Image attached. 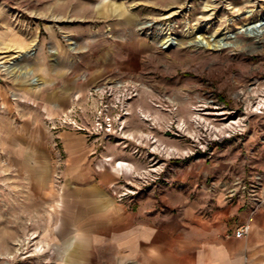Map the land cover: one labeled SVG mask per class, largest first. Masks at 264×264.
<instances>
[{"label":"rangeland","instance_id":"rangeland-1","mask_svg":"<svg viewBox=\"0 0 264 264\" xmlns=\"http://www.w3.org/2000/svg\"><path fill=\"white\" fill-rule=\"evenodd\" d=\"M260 17L264 0H0V62L20 58L10 63L15 74L0 70V82L23 87L27 59L22 54L42 48L44 59L71 60L83 80L93 79L88 89L107 83L112 97L124 93L127 137L108 144L140 155L147 142L156 155L145 158L143 169L127 162L118 183L125 195L118 200L162 181L170 163L199 157L210 162L229 153L239 157L234 173H243L236 174L230 196H236L237 185L244 199L264 206V26L258 38L245 29ZM165 35L176 38L171 47L164 48ZM228 35L233 37L221 48L201 41ZM117 81L123 90L116 89ZM7 97L14 104L25 102L17 93L5 95L0 126L22 125L23 117L6 109ZM13 135L22 133L0 132V205L22 204L25 189L32 234L49 233L59 165L38 172L50 178L45 196L43 182L24 180L23 166L6 153L7 137ZM162 140L172 141L180 153L157 150ZM26 246L37 254L53 250L47 239Z\"/></svg>","mask_w":264,"mask_h":264},{"label":"crops","instance_id":"crops-1","mask_svg":"<svg viewBox=\"0 0 264 264\" xmlns=\"http://www.w3.org/2000/svg\"><path fill=\"white\" fill-rule=\"evenodd\" d=\"M44 53L40 48L37 54H22L27 59L23 87L0 82V110L12 92L25 101L14 104L7 97L6 109L24 121L0 126V132L22 133L8 136L4 149L12 162L23 166L24 180L43 182L45 196L50 178L38 172L59 165L56 216L49 233L34 235L25 189L22 204L0 205V264H264V206L244 199L237 185L236 196L229 194L236 174L243 175L232 166L239 157L223 153L210 162L199 157L170 163L162 181L118 200L112 186L121 180V168L114 164L129 162L143 169L154 152L148 151L147 142L138 155L116 144L98 151L83 134L70 130L52 135L42 111L55 115L66 109L93 79L83 80L71 60L52 62ZM160 146L165 153H180L172 141L157 142L156 149ZM246 223L248 235L234 236ZM45 239L53 246L49 255L26 246Z\"/></svg>","mask_w":264,"mask_h":264},{"label":"built area","instance_id":"built-area-1","mask_svg":"<svg viewBox=\"0 0 264 264\" xmlns=\"http://www.w3.org/2000/svg\"><path fill=\"white\" fill-rule=\"evenodd\" d=\"M124 83L117 81V90H123ZM113 88L107 83L99 86H92L85 93H77L73 96L69 107L55 115L43 110V120L52 135H57L60 131L70 129L76 133L83 134L91 144L101 146L103 149L113 139H126V117L127 112L122 108L124 93L116 94L112 97ZM115 99V103L114 100ZM110 162L111 157L104 159ZM122 163V164H121ZM127 162L117 161L116 167L121 168L120 175L125 172L124 167ZM123 186L114 184L112 193L121 198ZM250 232V224L246 223L234 232V236L242 238Z\"/></svg>","mask_w":264,"mask_h":264},{"label":"bare ground","instance_id":"bare-ground-1","mask_svg":"<svg viewBox=\"0 0 264 264\" xmlns=\"http://www.w3.org/2000/svg\"><path fill=\"white\" fill-rule=\"evenodd\" d=\"M262 26H264V17L263 18L260 17L257 21L252 22L245 29L249 35L258 38L262 33ZM232 37H233L232 35H228V36L221 38V39H216L214 37H211L207 40H204V38H202L201 41L204 45L215 46V47L221 48V47H224L225 45H227L225 42L226 41L225 39H230ZM175 40H176V38H174L170 35H165L162 44L166 45L164 48L171 47L174 44ZM12 61H10V63ZM10 63L0 62V70H4L6 72H9L10 74H15L18 69H16V67L10 65ZM25 72L26 71H23L21 73L23 74Z\"/></svg>","mask_w":264,"mask_h":264},{"label":"water","instance_id":"water-1","mask_svg":"<svg viewBox=\"0 0 264 264\" xmlns=\"http://www.w3.org/2000/svg\"><path fill=\"white\" fill-rule=\"evenodd\" d=\"M13 63V62H12Z\"/></svg>","mask_w":264,"mask_h":264}]
</instances>
